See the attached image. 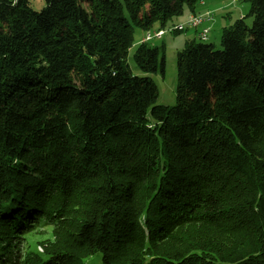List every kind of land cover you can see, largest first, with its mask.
<instances>
[{
	"label": "trees",
	"instance_id": "16d2710c",
	"mask_svg": "<svg viewBox=\"0 0 264 264\" xmlns=\"http://www.w3.org/2000/svg\"><path fill=\"white\" fill-rule=\"evenodd\" d=\"M201 1L96 0L89 28L0 0V264H264V0L186 43L173 107L159 49L130 56Z\"/></svg>",
	"mask_w": 264,
	"mask_h": 264
},
{
	"label": "rangeland",
	"instance_id": "374dc122",
	"mask_svg": "<svg viewBox=\"0 0 264 264\" xmlns=\"http://www.w3.org/2000/svg\"><path fill=\"white\" fill-rule=\"evenodd\" d=\"M96 0H75L74 2V17L75 20L81 22L89 28L92 27V22L95 20L96 13L94 10ZM206 6L198 7V13L211 11L215 18V24L211 26L209 37L204 44H212L217 49H222L221 36L222 30L226 27H230L239 21L242 16L247 17L249 12L248 0H204ZM32 9L37 12H41L46 6V0H30ZM188 12L183 17L176 19L173 25L183 24L189 17ZM245 22L248 27L252 25V19L246 18ZM170 27V26H169ZM167 27V33L161 39H153L149 44L153 47H157L160 52L159 62L161 63L162 56L165 57L166 75H153V80L158 87V95L156 99L157 105H163L173 107L176 104V85H177V58L178 54L183 51L186 43L190 40L202 41L199 39L198 32L195 29L188 28L184 32L173 33L171 28ZM250 31V29L248 28ZM157 28L150 31L155 33ZM149 32H145L139 28L135 30V47L130 51V56L133 55L134 50ZM129 64L134 67V62L130 58ZM137 72V71H136ZM34 234L30 235L27 240L24 241L27 252H23V255L36 251L44 254L45 248L48 245L53 244L56 241L54 231L51 227L45 226L44 228L34 229ZM99 261V258H97ZM88 264H97L95 260H89Z\"/></svg>",
	"mask_w": 264,
	"mask_h": 264
},
{
	"label": "built area",
	"instance_id": "2783aa9c",
	"mask_svg": "<svg viewBox=\"0 0 264 264\" xmlns=\"http://www.w3.org/2000/svg\"><path fill=\"white\" fill-rule=\"evenodd\" d=\"M238 1V0H235ZM201 5H204V0L201 1ZM215 22L213 12H206L203 14H191L187 18V21L183 24L175 25L170 31L184 32L188 28L195 29L198 32L199 39L208 38L211 26ZM167 30L156 31L155 33H148L143 41H152L153 39H161Z\"/></svg>",
	"mask_w": 264,
	"mask_h": 264
},
{
	"label": "crops",
	"instance_id": "0c3cea01",
	"mask_svg": "<svg viewBox=\"0 0 264 264\" xmlns=\"http://www.w3.org/2000/svg\"><path fill=\"white\" fill-rule=\"evenodd\" d=\"M202 6H203V7L206 6L205 1H204V5H201V7H202ZM206 12H208V10H207ZM206 12H202V13H206ZM210 12H211V11H210ZM242 17H244V16H242ZM213 24H215V22H214ZM196 32H197V31H196ZM143 40H144V39H143ZM143 40H142V41H143Z\"/></svg>",
	"mask_w": 264,
	"mask_h": 264
},
{
	"label": "bare ground",
	"instance_id": "6f19581e",
	"mask_svg": "<svg viewBox=\"0 0 264 264\" xmlns=\"http://www.w3.org/2000/svg\"><path fill=\"white\" fill-rule=\"evenodd\" d=\"M207 39H208V38H204V39H202L201 41L204 42V41H206ZM145 42H147V41H145Z\"/></svg>",
	"mask_w": 264,
	"mask_h": 264
}]
</instances>
